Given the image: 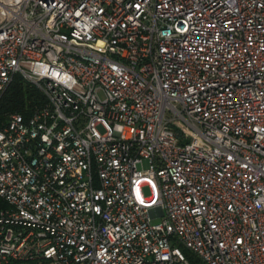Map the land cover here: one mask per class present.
<instances>
[{
	"label": "built area",
	"instance_id": "2783aa9c",
	"mask_svg": "<svg viewBox=\"0 0 264 264\" xmlns=\"http://www.w3.org/2000/svg\"><path fill=\"white\" fill-rule=\"evenodd\" d=\"M17 75L0 264H264V0H0Z\"/></svg>",
	"mask_w": 264,
	"mask_h": 264
},
{
	"label": "trees",
	"instance_id": "16d2710c",
	"mask_svg": "<svg viewBox=\"0 0 264 264\" xmlns=\"http://www.w3.org/2000/svg\"><path fill=\"white\" fill-rule=\"evenodd\" d=\"M47 104L43 93L32 83L17 75L0 100V127L6 125L14 114L29 117L40 107ZM193 264H201L192 253L183 249Z\"/></svg>",
	"mask_w": 264,
	"mask_h": 264
},
{
	"label": "rangeland",
	"instance_id": "374dc122",
	"mask_svg": "<svg viewBox=\"0 0 264 264\" xmlns=\"http://www.w3.org/2000/svg\"><path fill=\"white\" fill-rule=\"evenodd\" d=\"M145 194H146V195H149V194H150V191H149L148 189H146V190H145ZM156 222H161V220L158 219V220H156Z\"/></svg>",
	"mask_w": 264,
	"mask_h": 264
},
{
	"label": "water",
	"instance_id": "95a60500",
	"mask_svg": "<svg viewBox=\"0 0 264 264\" xmlns=\"http://www.w3.org/2000/svg\"><path fill=\"white\" fill-rule=\"evenodd\" d=\"M162 215V212L160 213V216ZM155 217V216H154Z\"/></svg>",
	"mask_w": 264,
	"mask_h": 264
}]
</instances>
